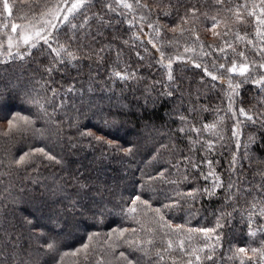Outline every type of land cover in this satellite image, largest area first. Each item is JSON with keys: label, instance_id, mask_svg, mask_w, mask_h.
I'll use <instances>...</instances> for the list:
<instances>
[{"label": "trees", "instance_id": "trees-1", "mask_svg": "<svg viewBox=\"0 0 264 264\" xmlns=\"http://www.w3.org/2000/svg\"><path fill=\"white\" fill-rule=\"evenodd\" d=\"M7 3L0 264H264V0Z\"/></svg>", "mask_w": 264, "mask_h": 264}, {"label": "snow or ice", "instance_id": "snow-or-ice-1", "mask_svg": "<svg viewBox=\"0 0 264 264\" xmlns=\"http://www.w3.org/2000/svg\"><path fill=\"white\" fill-rule=\"evenodd\" d=\"M137 3H139V0H137ZM124 7H126V8H131V5H129V4H124L123 5ZM3 7H4V9H5V11H8L9 10V5H8V3H7V0H4V5H3ZM80 7H82V3L81 4H77V3H73L72 5H71V7L68 9V11L71 13V12H74V11H76L78 8H80ZM65 20H67V16H65ZM262 22H264V21H262ZM150 27H151V25H149ZM13 31L15 32L16 31V26L15 25H13ZM36 37L38 38V40H36V41H33L32 43H31V47H35L36 46V43H38V41L39 40H43L45 43H48V40H49V37L48 36H41V34L39 33V32H37L36 33ZM32 37H30V36H28V37H24L23 38V42H24V44H26V45H29L30 44V41H32ZM11 43L9 44V47L11 48ZM69 55L71 56L72 54L71 53H69ZM73 59H75V57L73 56L72 57ZM197 67H199V65H197ZM221 67L223 68L224 67V65H221ZM260 67L261 68H264V65H260ZM229 71H232V72H235V71H237V69H236V66L235 65H233V67L231 68V69H229ZM248 71V69H247V66H241L240 67V69H239V73H240V75H244L246 72ZM116 75L118 76V77H120V78H122V79H126V77H123V76H121V74L120 73H116ZM172 79V76H171V74L169 75V80H171ZM212 79L213 80H215V79H217V77L216 76H212ZM257 83H261V81H258ZM169 95H171V93H169ZM241 112H243V109H241ZM14 119H16V118H14ZM19 119L20 120H22V121H24L25 123H31V121H29L28 119H27V117H19ZM248 119H252V117H248ZM9 124H10V126H12V122L10 121L9 122ZM90 134V133H89ZM235 134V133H234ZM96 139L97 140H100L101 138L100 137H96ZM37 151H39V152H44V150L43 149H38ZM126 152H127V154H131V152H132V148L131 147H129L127 150H126ZM46 156H47V153H44ZM25 155H27V154H25ZM48 159H53V157H51V156H48L47 157ZM24 160H25V156H21V158H20V160L19 161H17V163H22V162H24ZM189 195H191V193H189ZM137 199H139V197H137ZM157 211H159V210H157ZM199 231H203V232H213L214 231V229H200ZM170 247H171V245H169ZM85 247H87V246H85ZM48 248L49 249H54V244H49L48 245ZM240 251L241 252H243L244 251V249H240ZM121 255H123V253L121 254ZM198 259H199V257H197ZM211 257H209V259H210Z\"/></svg>", "mask_w": 264, "mask_h": 264}, {"label": "rangeland", "instance_id": "rangeland-1", "mask_svg": "<svg viewBox=\"0 0 264 264\" xmlns=\"http://www.w3.org/2000/svg\"><path fill=\"white\" fill-rule=\"evenodd\" d=\"M31 33H33L32 30H30L29 28H26V29H23L20 33H19V36L15 37L14 40H12L14 43L15 42H18V41H23V38L24 37H28V36H31ZM33 37V36H32ZM85 93H88V91H85ZM104 99L103 97H97L95 100H102ZM117 99V98H116ZM80 102H84L82 99L79 100ZM120 107V106H119ZM121 109L124 110V108L121 107ZM3 114V112L0 111V115ZM96 123V122H95ZM152 132V131H151ZM150 132V133H151ZM127 139H133L131 135H128ZM48 145L50 146H57L58 144L56 143V141H52L51 143H48ZM100 169V168H99ZM103 172V170H102ZM105 209V207H103ZM39 225H47L46 222H43V221H38L37 222ZM78 234V231H74L72 234L66 236L65 238L61 239L60 241H68V240H71L73 238L76 237V235Z\"/></svg>", "mask_w": 264, "mask_h": 264}]
</instances>
